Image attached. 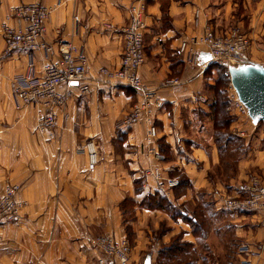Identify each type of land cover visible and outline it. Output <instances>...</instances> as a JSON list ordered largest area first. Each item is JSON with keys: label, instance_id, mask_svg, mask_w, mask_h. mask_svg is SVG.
<instances>
[{"label": "crops", "instance_id": "obj_1", "mask_svg": "<svg viewBox=\"0 0 264 264\" xmlns=\"http://www.w3.org/2000/svg\"><path fill=\"white\" fill-rule=\"evenodd\" d=\"M28 1L0 0V22L11 6ZM38 1L52 8L46 39L59 37L82 49L90 92L82 96L77 88L62 87L67 100L58 113V136L47 141L35 129V109L21 108L13 96V78L25 72L29 59L24 52L5 55L0 33V193L8 182L17 183L21 186L17 198L26 201L17 221L0 225V264H96L97 254L89 243L96 235L129 237L131 264H156L160 248L176 237L196 250L201 238L187 220L196 213L188 202L199 200L198 191L209 196L213 186L207 176L220 159L209 89L215 80L207 46L197 45L201 67L185 63L178 46L202 32L214 7L206 10L207 0H148L146 61L139 75L163 102L154 111L159 132L156 148L159 144L164 150V158L157 160L146 152L144 121L123 122L140 94L129 86L109 83L99 74L103 67L120 64L122 28L134 0ZM196 9L199 17L194 24ZM41 62V54L34 55L37 72ZM193 94H201L206 101L192 103ZM244 123L233 120L228 131L244 134L253 129L251 120ZM89 139L98 149V162L92 168L79 151ZM254 144L256 139L245 141L247 155L238 167L241 177L246 166L263 165L260 171L264 173V151L256 152ZM154 166L163 175L182 179V185L167 197L175 214L141 204L156 189L147 173ZM216 187L223 189L222 184ZM127 202L133 204L131 208ZM215 206L214 212L224 213L220 200ZM225 211L235 236L250 245L252 251L246 255L258 264L264 259V225L249 229L241 224L243 216ZM202 223V228L211 226L207 216Z\"/></svg>", "mask_w": 264, "mask_h": 264}, {"label": "built area", "instance_id": "obj_2", "mask_svg": "<svg viewBox=\"0 0 264 264\" xmlns=\"http://www.w3.org/2000/svg\"><path fill=\"white\" fill-rule=\"evenodd\" d=\"M148 0H137L129 6V21L122 28L123 45L120 64L117 68L103 67L99 74L109 83H118L135 89L141 96L132 106L123 122L126 125L143 120L146 126V152L157 160L164 156L157 150L158 127L155 124L154 111L163 107L155 94L148 88L139 75V68L146 61L145 54V9ZM52 8L38 0L21 2L11 6L0 22V33L4 41V54L24 52L29 61L24 73L13 78V96L21 108H33L36 111L35 129L45 136L47 141L58 136V113L67 100L65 88H77L80 94L90 92L87 83V61L80 47L70 41L57 37L53 41L46 39V26L51 17ZM194 22L197 24L199 10H195ZM59 35V29H56ZM198 44L207 46L209 61L227 69L228 66L245 60V36L235 33L228 37L217 34L215 29L206 25L198 37L184 39L178 46L182 59L190 66H203L200 60ZM41 54V71L37 72L33 57ZM243 58V59H242ZM168 80V83H172ZM232 87V86H231ZM229 99L233 103L236 116L248 117L245 106L239 101L234 89ZM192 103H203L206 98L201 94L190 96ZM176 104V102H172ZM88 160L89 167L98 162L96 143L89 139L79 149ZM155 183L156 189L169 198L172 189L180 185L179 176L163 175L162 170L150 167L147 170ZM21 186L8 182L0 194V225L18 220L26 201L17 198ZM221 206L225 210L242 211L251 214L255 221L264 225V175L247 176L244 181L232 189V195H219ZM96 252V264H131V242L127 237L117 239L109 235H96L89 239ZM245 251V250H243ZM239 264H251L240 261Z\"/></svg>", "mask_w": 264, "mask_h": 264}, {"label": "rangeland", "instance_id": "obj_3", "mask_svg": "<svg viewBox=\"0 0 264 264\" xmlns=\"http://www.w3.org/2000/svg\"><path fill=\"white\" fill-rule=\"evenodd\" d=\"M135 1L137 0H134L133 3ZM147 5L148 1L146 3V7ZM204 6H206V10L208 7H214L211 10V14H209L212 17H210V20L205 22V25L202 27V32L194 37L200 36L203 33L206 25L211 26L213 29H215L217 34L223 35L224 37H230L236 31L237 33L245 36V39L247 40V45L245 47V57H247L248 60L251 59L264 65V0H207ZM162 7L165 11V2H163ZM164 16L165 17L163 19L166 20L167 17L166 15ZM210 67L213 71L211 73L212 78L215 81L221 72L227 74L228 81H226L224 84H221V87L224 89L225 93V95L222 97V100H228V107H226L225 110L228 112L229 108V112L234 115L233 103L230 101L228 95L231 93L230 91L233 88L231 87L227 69L214 62H212ZM231 118L232 121L241 119V122H250V120L244 116H235V118ZM246 123H244L245 126ZM252 125L254 127L252 126L253 129L251 131L246 129L247 131L244 130V134L239 133L241 135H239L238 131L234 129L228 131V133L235 136L238 140H234V144L230 145L226 150H223V153H220L219 163L214 167L212 166L213 170L210 171L211 174L209 173L207 178L209 183L213 186V189H210L211 192L208 191L210 193L209 196H202L200 191H198L197 196L199 200L196 199L195 202L194 200H190L188 202V205L191 206L190 208H195L196 213H198V220H205L207 216L209 225H211L210 228H204L196 250L193 249L191 251L189 258L193 260V264H195V262L200 264H239L240 261L246 260L250 261L251 264H257L252 262L246 255L252 251L248 241L245 242L243 237L235 236L233 227L229 222L230 220L229 216L227 215V211L222 209L224 210V213H216L212 209L217 208L215 204L219 200L217 196L214 197L215 193L220 196L223 194L226 196H231L232 189L238 184L242 183L247 176L254 174L264 175V173H261L260 171V167H263V165H254L255 167L253 168L252 166H246L247 170L245 171L244 177L239 176V161H241L243 157L247 155L246 151L251 146L250 143H248V146L245 145V141L247 139H256V144L253 145V149L256 152L264 151V124L260 122L256 124L257 127H255L254 124ZM254 137L255 139H251ZM158 139L159 132L157 136V140ZM240 141L242 146L238 147ZM244 145L247 146V150L243 149ZM231 178L234 179L230 181ZM218 184H222L223 189L221 187H216ZM126 205L127 208H131L133 204L131 202H127ZM234 212L243 216L241 219V224H244V226H247L248 228L250 227L251 229H254L256 228V225L260 224L255 221L251 214L247 215L248 213H244L242 211ZM207 235L209 236L205 243L204 237ZM261 247L262 245H260V248H258L259 251L261 250ZM159 263L160 262L158 259L156 264ZM258 264H264V259L260 260Z\"/></svg>", "mask_w": 264, "mask_h": 264}, {"label": "trees", "instance_id": "obj_4", "mask_svg": "<svg viewBox=\"0 0 264 264\" xmlns=\"http://www.w3.org/2000/svg\"><path fill=\"white\" fill-rule=\"evenodd\" d=\"M226 81H228L227 74L221 72L219 77L216 79L215 83L209 86V89L212 92L211 108L213 112V123L215 126V141L218 145L219 153H223V150H226L230 145L234 144L233 143L234 140H238L235 136L228 133V126L232 122L231 117L235 118L236 115L230 113L229 108H228V112L225 110V108L228 107V100H222V97L225 95V93H224V89L221 87V84H224ZM157 141L155 143L156 146H157ZM241 146L242 144L240 141L238 147ZM157 148L159 149L157 150L160 153L164 151L162 146L160 147L159 144ZM166 175L174 176L173 174L171 175L169 173H167ZM181 185H182V179L180 178V185L178 187H180ZM176 188L172 190L174 191ZM141 204L148 208H160L168 212H173V214H175L174 207L170 205L167 197L158 189H155L153 193H149L145 195ZM230 211H234V210H230ZM183 213L184 212L181 211L177 212L178 215L182 216L183 218H187L185 217V215H183ZM197 216L198 213H195V215L193 214V216L191 218H188L187 220L192 225L196 236L200 237L202 236L201 234L204 231V228L201 227L203 225L202 223L203 220L202 221L198 220ZM127 232H129L128 228H127ZM192 250L193 249L191 243L181 242L176 237L173 240H171L169 244L163 245L160 248L159 256H158L160 262L159 264H193V260L189 258Z\"/></svg>", "mask_w": 264, "mask_h": 264}, {"label": "water", "instance_id": "obj_5", "mask_svg": "<svg viewBox=\"0 0 264 264\" xmlns=\"http://www.w3.org/2000/svg\"><path fill=\"white\" fill-rule=\"evenodd\" d=\"M229 80L253 124H264V65L242 60L228 66Z\"/></svg>", "mask_w": 264, "mask_h": 264}, {"label": "bare ground", "instance_id": "obj_6", "mask_svg": "<svg viewBox=\"0 0 264 264\" xmlns=\"http://www.w3.org/2000/svg\"><path fill=\"white\" fill-rule=\"evenodd\" d=\"M243 58H245V60H248L247 57H245V56H244ZM243 58H242V59H243ZM248 120H250V118H248Z\"/></svg>", "mask_w": 264, "mask_h": 264}]
</instances>
